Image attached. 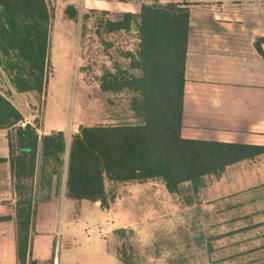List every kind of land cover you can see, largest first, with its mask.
<instances>
[{
  "label": "rangeland",
  "instance_id": "obj_1",
  "mask_svg": "<svg viewBox=\"0 0 264 264\" xmlns=\"http://www.w3.org/2000/svg\"><path fill=\"white\" fill-rule=\"evenodd\" d=\"M46 1L52 22L43 93H16L13 98L9 94L14 90L12 84L0 67V92L24 116L20 124L9 128L10 141L17 156L21 154L17 145V131L27 125L37 127L41 136L49 129L63 130L69 144L73 134L84 127L140 123L131 110L133 93L127 90L106 92L102 88L107 78L109 80L120 71L129 75L139 74L131 68L130 58L138 51L136 28L133 26L130 31H121L111 25L121 19L122 13L136 12V7L111 2L113 0ZM130 1L142 4V1L158 0ZM229 2V6L244 8L246 12L264 14V0ZM71 6L73 10L69 9ZM41 156L39 150L36 162L38 172L50 173L54 167L60 169L58 163L51 159L47 168H43ZM65 159L67 165V157ZM248 173L253 180L264 179L261 164L246 171ZM208 181L207 178L203 180L204 183ZM23 182L29 187V197L32 195V179ZM16 184L17 181L15 192ZM105 186L108 208L102 207L100 202L76 201L66 196L59 200L58 216L52 225L55 227L52 253L47 251L43 254L44 260L34 263L32 249L35 245L36 248L40 245L45 249L48 235L35 232V208L39 200H33L34 227L30 234L27 264H208L209 260L220 258V255L211 256L208 253V248H213L216 243L215 240L211 243L209 238L247 223L237 221L228 227L217 225L214 212L224 202L207 207L205 190L195 193L191 184L182 185L178 194L169 193L162 181L145 184L106 181ZM35 187L39 188L38 185ZM10 192H13V188ZM35 194L33 192V196ZM14 199L0 205L6 207L7 215H14L16 222L18 196ZM261 199H264L263 195ZM231 200L237 202L240 198L233 197ZM41 211L47 212L44 207ZM234 214L227 213L228 216ZM39 220L44 226L48 223L46 218ZM108 227L110 231L103 235L101 231ZM8 235L4 242L0 232L1 264L15 262L14 241H10ZM239 238L230 239V243ZM249 238L247 243L255 241L260 244L258 238ZM259 254L262 253L258 251L252 258H259Z\"/></svg>",
  "mask_w": 264,
  "mask_h": 264
},
{
  "label": "trees",
  "instance_id": "obj_2",
  "mask_svg": "<svg viewBox=\"0 0 264 264\" xmlns=\"http://www.w3.org/2000/svg\"><path fill=\"white\" fill-rule=\"evenodd\" d=\"M189 7L186 3H145L139 13H122L119 21L111 23L115 30L136 28L138 51L130 58L131 68L139 74L120 71L107 78L102 88L106 92L133 93L131 110L140 123L84 127L73 134L69 144L64 135L54 132L40 138L37 127L27 125L17 131L21 154L16 158L10 141L17 181L19 264H27L30 257L33 178L39 150L44 168L51 159L64 170L67 157V198L100 202L106 208V181L138 184L162 181L171 194H178L182 185L191 184L197 193L206 177H218L230 166L264 156V147L182 137ZM51 22L46 0H0V67L20 94L44 91ZM255 48L264 55V38L256 39ZM22 121L18 109L0 92V130ZM60 169L54 167L51 173L60 178ZM27 179H32L29 197V187L23 184Z\"/></svg>",
  "mask_w": 264,
  "mask_h": 264
},
{
  "label": "crops",
  "instance_id": "obj_3",
  "mask_svg": "<svg viewBox=\"0 0 264 264\" xmlns=\"http://www.w3.org/2000/svg\"><path fill=\"white\" fill-rule=\"evenodd\" d=\"M229 1L158 0L142 1V4L190 5L182 137L188 140L264 147V55L255 48L256 39L264 38V14L246 12L244 8L238 9L234 5L229 6ZM111 2L126 6L133 4L136 7V12L133 13H139L142 5L134 4L130 0ZM11 93L15 98L18 92L11 90ZM52 131L53 129H49L42 133L48 135ZM9 132L11 129L0 130V204L14 201L17 195ZM38 133L41 134L39 129ZM17 155L14 154L13 158ZM257 164L264 168V156L230 166L218 177H206L209 181L203 182L204 186L197 192L205 190L204 195L209 204L207 207L225 203L214 212L218 220L217 225L228 227L237 221L247 222L236 228L231 227L217 237L209 238L211 243L214 239L216 243L213 248L207 247L208 253L211 256L220 255V258L209 260L208 264L264 262V199H261L262 195L264 197V179L253 180L250 173L246 174V171ZM37 166L33 178L36 192L33 200H39L38 207L35 208V232L47 234L48 242L45 249L40 245L37 248L34 246L33 263L44 260L43 254L47 251L52 253V235L55 233V227L52 225L58 216L59 200L65 196L66 180V169H60L61 177L58 178L57 174L51 172H38ZM37 185L38 189L35 187ZM233 197L240 200L232 201ZM193 204L190 205L194 206ZM43 207L47 212L41 211ZM5 209V206L0 205V218L8 217L0 221V232L4 242L6 234H9L10 241H14L13 264H19L16 222L14 215H7ZM229 212L235 214L228 216ZM41 218L48 220L45 226L39 220ZM254 218L257 220L254 221ZM236 236L240 238L230 243V239ZM249 237L258 238L260 244L255 241L252 244L247 243L250 241ZM258 251L262 254L253 259L252 256Z\"/></svg>",
  "mask_w": 264,
  "mask_h": 264
},
{
  "label": "water",
  "instance_id": "obj_4",
  "mask_svg": "<svg viewBox=\"0 0 264 264\" xmlns=\"http://www.w3.org/2000/svg\"><path fill=\"white\" fill-rule=\"evenodd\" d=\"M55 134H59V135H63L64 131L63 130H58V131H54ZM79 131H76L75 134H78Z\"/></svg>",
  "mask_w": 264,
  "mask_h": 264
},
{
  "label": "built area",
  "instance_id": "obj_5",
  "mask_svg": "<svg viewBox=\"0 0 264 264\" xmlns=\"http://www.w3.org/2000/svg\"><path fill=\"white\" fill-rule=\"evenodd\" d=\"M110 231V228L108 227V229L102 230V234L103 235H107V233Z\"/></svg>",
  "mask_w": 264,
  "mask_h": 264
}]
</instances>
